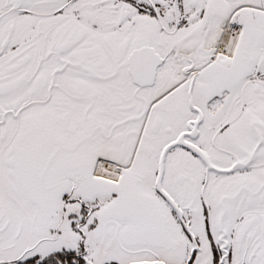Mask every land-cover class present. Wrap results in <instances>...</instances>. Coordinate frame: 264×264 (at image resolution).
Instances as JSON below:
<instances>
[{
  "label": "snow or ice",
  "instance_id": "obj_1",
  "mask_svg": "<svg viewBox=\"0 0 264 264\" xmlns=\"http://www.w3.org/2000/svg\"><path fill=\"white\" fill-rule=\"evenodd\" d=\"M0 264H264V0H0Z\"/></svg>",
  "mask_w": 264,
  "mask_h": 264
}]
</instances>
